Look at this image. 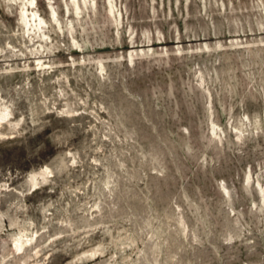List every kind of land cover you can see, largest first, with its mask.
<instances>
[{
	"label": "rangeland",
	"instance_id": "374dc122",
	"mask_svg": "<svg viewBox=\"0 0 264 264\" xmlns=\"http://www.w3.org/2000/svg\"><path fill=\"white\" fill-rule=\"evenodd\" d=\"M35 1L81 24L51 22L45 70L5 71L32 64V42L0 0V95L23 118L0 135V264H264V46H230L264 38V0H114L116 27L105 0L79 22Z\"/></svg>",
	"mask_w": 264,
	"mask_h": 264
},
{
	"label": "bare ground",
	"instance_id": "6f19581e",
	"mask_svg": "<svg viewBox=\"0 0 264 264\" xmlns=\"http://www.w3.org/2000/svg\"><path fill=\"white\" fill-rule=\"evenodd\" d=\"M18 3V19L20 20L22 26H23V35H26L28 38L27 40L32 42V46L27 48L29 55L33 57L32 66L28 63L24 64L22 69H13L12 66L7 65L5 71H15V70H22L24 72H27L29 69H37V70H45L46 67H49V62L46 61L44 58L45 53L43 54V51L46 48H49V45L51 43V39L49 38V34L47 31H49V28L53 22L58 29L62 31L63 25L67 27V30L69 33L75 30V24H81V23H75L73 18L67 19L66 22H62L57 17V12L53 8V4L50 2V15H49V22H47L41 15L38 13V10L36 9V1L35 0H14ZM107 2V6L105 7V13L110 17V21L115 24V27L120 21V10L116 7V4H114V0H105ZM262 1V0H261ZM66 12L69 14V17L71 15L75 16L76 21H80L82 17L83 10H94L96 8V0H64L63 2ZM262 4V3H261ZM261 4L256 5V10L258 12V15L260 16L256 20V28L259 30L258 32H264V20H261L262 12L264 14V6L261 8ZM118 5V4H117ZM255 10V11H256ZM49 11V10H48ZM63 23V24H62ZM120 25V24H119ZM261 29V30H260ZM236 30V28H234ZM234 39L230 40V46L235 48H248L250 45H257V46H264V38L254 39L251 42H242L238 37L233 36ZM49 39V40H48ZM70 39L72 43L76 44V47L81 48V45L77 43L74 36L71 34ZM150 40V39H147ZM30 42V43H31ZM132 42V40H130ZM152 43L148 42L147 45H143L140 49H134L131 50L127 57L128 62H132L135 57L139 55H148L153 53L152 49ZM145 47H147L145 49ZM178 47V46H177ZM204 48H208L209 44L207 42L203 43ZM214 47H223V44L218 41L214 44ZM249 49V48H248ZM180 50L181 49H177ZM46 51V50H45ZM44 51V52H45ZM23 55V54H22ZM16 56V55H13ZM50 57V56H49ZM17 59V58H16ZM86 57L82 56L80 58L79 62H74V59L71 58L72 64H78L83 63ZM88 59L91 60V63L93 65L97 66L98 71L102 72L104 69V62L102 60H95L93 57H88ZM199 83L202 84L203 77L200 76ZM67 81V80H66ZM204 88V87H203ZM209 93V90L205 88ZM66 110V109H65ZM72 110V109H71ZM14 110L10 106L9 102L5 101L2 95H0V135H4L10 132L18 131L20 128V124L23 118L21 116L16 117L14 115ZM67 111V110H66ZM72 112V111H71ZM74 114V113H73ZM245 120H247L251 126H253V130L257 131V128L260 127L258 123V116L254 115L252 117V120H250L248 115H245ZM244 124V121L241 119L237 124H233L232 128L235 130V136L238 140L242 139L244 135L245 128L242 127ZM15 133V132H14ZM211 133L217 137L218 141L221 140L220 132L217 129V124L212 120L211 121ZM13 134V133H12ZM17 134V133H15ZM9 135V134H8ZM51 172V170L47 166H42L38 171L33 173L32 177L34 180H46L47 179V173ZM251 177L248 175L246 177L247 182H249ZM259 188V191L261 193V200L264 204V188L261 185L260 182L256 181ZM35 184H38V182H35ZM257 189V190H258ZM24 237V238H21ZM20 238H13V243L15 246V250H23L27 245H31V238L28 237L27 234L21 232ZM20 252V251H19ZM37 252V251H36ZM35 252V253H36Z\"/></svg>",
	"mask_w": 264,
	"mask_h": 264
}]
</instances>
